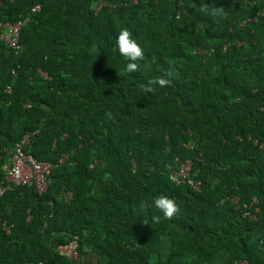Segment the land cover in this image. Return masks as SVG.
I'll return each instance as SVG.
<instances>
[{
    "label": "trees",
    "instance_id": "obj_1",
    "mask_svg": "<svg viewBox=\"0 0 264 264\" xmlns=\"http://www.w3.org/2000/svg\"><path fill=\"white\" fill-rule=\"evenodd\" d=\"M205 2L220 22L202 0L3 1L1 20L27 21L17 52L0 40V181L26 133L55 166L41 194L6 183L0 264H264V0ZM121 28L145 50L138 72ZM169 71L168 87L138 88ZM186 161L198 191L170 179Z\"/></svg>",
    "mask_w": 264,
    "mask_h": 264
},
{
    "label": "built area",
    "instance_id": "obj_2",
    "mask_svg": "<svg viewBox=\"0 0 264 264\" xmlns=\"http://www.w3.org/2000/svg\"><path fill=\"white\" fill-rule=\"evenodd\" d=\"M4 0H0V9ZM101 6L98 5L97 9ZM40 9V4H36L31 8L32 12L38 11ZM261 13H264L262 11ZM255 19V18H254ZM27 21L25 19H19L15 22L3 21L0 19V40L11 50L17 52L20 48L19 38L20 29ZM244 23V21L242 22ZM38 74L46 79L50 77L48 74L39 69ZM10 91L8 86L6 89ZM26 133L22 136L21 140L15 144V146L10 150H5V154L8 157V172L5 179L0 181V196L4 193L6 189V183H12L15 185H26L31 187L36 193L41 194L46 190L47 187V177L51 170L54 168L55 164L50 161H38L30 153V142L31 136L35 134ZM66 155H63L59 162L62 163ZM191 162L186 161L180 165L178 170H173L170 174V179L176 184L186 183L193 190L198 191L201 186V181L191 174ZM61 198L64 201H69L72 198V192L69 190L62 189L60 193ZM237 197L234 201H237ZM253 201H256L253 199ZM245 215L252 216L248 211L244 212ZM5 227V226H4ZM7 231L9 230L6 228ZM69 258L74 260H79V254L75 249H72L68 255ZM238 264H246L244 261H239Z\"/></svg>",
    "mask_w": 264,
    "mask_h": 264
},
{
    "label": "clouds",
    "instance_id": "obj_3",
    "mask_svg": "<svg viewBox=\"0 0 264 264\" xmlns=\"http://www.w3.org/2000/svg\"><path fill=\"white\" fill-rule=\"evenodd\" d=\"M92 7L94 8L95 5H92ZM200 11L216 22H220L225 15L224 7H217L215 3H206L205 0H202ZM115 45L119 54L128 61L126 64V72H138L140 69V64L138 62L145 59V50L141 43L133 37L132 32L128 28L119 29L115 39ZM153 62H155V57H153ZM169 76H171L170 71L166 76L149 78L146 82H140L138 88L145 94L156 93L158 89H163L170 85L171 80L168 78ZM105 116L110 120L115 118L111 111H107ZM152 205L163 214L164 218L169 220L179 212V206L175 200L166 194L155 196L152 200ZM140 206L141 208H146L147 202L142 201ZM160 220L161 216L153 215L152 221L154 223H158ZM144 222L146 224L149 223L147 220H144Z\"/></svg>",
    "mask_w": 264,
    "mask_h": 264
},
{
    "label": "rangeland",
    "instance_id": "obj_4",
    "mask_svg": "<svg viewBox=\"0 0 264 264\" xmlns=\"http://www.w3.org/2000/svg\"><path fill=\"white\" fill-rule=\"evenodd\" d=\"M199 52L203 53L204 51L203 52L202 51H199Z\"/></svg>",
    "mask_w": 264,
    "mask_h": 264
}]
</instances>
